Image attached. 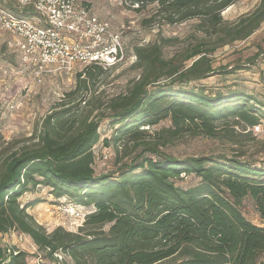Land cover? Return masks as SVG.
<instances>
[{
  "label": "trees",
  "instance_id": "16d2710c",
  "mask_svg": "<svg viewBox=\"0 0 264 264\" xmlns=\"http://www.w3.org/2000/svg\"><path fill=\"white\" fill-rule=\"evenodd\" d=\"M129 1L140 5L137 11L157 3L146 24L157 17L168 25L195 21L203 37L169 60L162 43L136 48L138 78L106 103L91 102L88 94L91 82L107 71L85 69L78 74L79 88L67 96L81 94L79 102L47 116L34 143L0 154V264H28L27 253L4 244L3 237L14 232L30 237L51 260L62 255L74 264H264V167L238 156L180 158L161 151L184 137L237 143L260 124L264 106L255 97L210 94L193 85L226 73L213 67L212 56L262 27L264 0L232 24L222 13L238 0ZM261 54L264 39L247 63ZM95 110L114 130L103 146L125 156L136 153L116 174L97 175L94 168L101 140V122L91 119ZM165 120L169 128L150 132ZM183 175L200 183L182 189L176 181ZM39 188H49L58 205L66 200L92 211L78 232L58 227L49 233L28 213L43 202L23 205L20 199ZM246 199L262 226L242 213Z\"/></svg>",
  "mask_w": 264,
  "mask_h": 264
},
{
  "label": "rangeland",
  "instance_id": "374dc122",
  "mask_svg": "<svg viewBox=\"0 0 264 264\" xmlns=\"http://www.w3.org/2000/svg\"><path fill=\"white\" fill-rule=\"evenodd\" d=\"M79 3L90 8L100 19L108 21L113 30L122 35L126 49L125 65L105 72L89 85L88 97L96 104L97 101L109 102L114 96L126 91L131 82L138 78L139 71L134 69L136 48L162 43L164 58L169 60L192 45L196 38L203 37L197 33L195 21L168 25L157 17L153 23L146 24L156 14L157 3H149L141 11L128 8L123 0H79ZM0 4L15 13L23 14L19 12L14 0H0ZM259 5L260 0H238L225 10L222 16L232 24L242 16L253 13ZM25 14L30 15L29 12ZM263 39L264 24L247 40L219 49L212 56L213 67L216 70L225 68L226 73H217L193 86H204L210 94L239 91L255 97L264 106V55L261 54L254 64L247 63V60L258 53V46L262 44ZM13 43L14 39L10 34L0 31V154L4 155L34 143L47 116L73 106L82 96L80 94L72 98L67 97L79 88V72L45 73L37 78L32 67L22 65L20 54ZM191 63L189 61L185 65L189 66ZM228 72L233 73L227 74ZM81 107L84 108V104ZM261 110L260 131L248 128L237 139V143L201 136L184 137L161 147V151L180 158L238 156L242 161L256 167H264V108ZM90 111L91 109H87L85 113L89 114ZM91 119L101 122V140L95 149V171L97 175L116 174L119 167L129 163L136 153L125 156L123 150L117 152L114 148L106 149L102 142L113 134L111 121L102 118L99 110L93 111ZM170 126V121L165 120L150 132ZM104 154H107L108 160H105ZM199 183L200 179L194 175H183L176 181V185L182 189L194 187ZM50 192L49 188H39L25 194L20 202L23 205L36 200L43 202L29 209L28 213L49 233L58 227H64L71 232L79 231L84 223L73 222L61 214L58 211V201ZM241 211L253 224L263 225L250 199L242 203ZM3 240L5 245L27 253L28 264H68L69 260L65 258L58 261L48 258L45 253L38 251L31 238L24 234L14 232L3 237Z\"/></svg>",
  "mask_w": 264,
  "mask_h": 264
},
{
  "label": "built area",
  "instance_id": "2783aa9c",
  "mask_svg": "<svg viewBox=\"0 0 264 264\" xmlns=\"http://www.w3.org/2000/svg\"><path fill=\"white\" fill-rule=\"evenodd\" d=\"M14 1L23 14L0 4V31L13 37L22 65L32 67L37 78L45 73H82L92 66L111 71L126 64L122 35L79 0ZM123 3L132 10L140 8L138 3L129 0ZM28 12L29 16L25 14ZM253 129L260 131V125ZM104 158L108 160L107 154ZM58 211L73 222L83 223L92 213L66 200L58 206ZM56 257L74 264L70 258Z\"/></svg>",
  "mask_w": 264,
  "mask_h": 264
}]
</instances>
